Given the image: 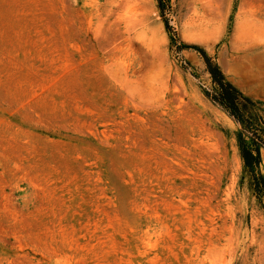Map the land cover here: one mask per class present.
<instances>
[{"label":"rangeland","instance_id":"obj_1","mask_svg":"<svg viewBox=\"0 0 264 264\" xmlns=\"http://www.w3.org/2000/svg\"><path fill=\"white\" fill-rule=\"evenodd\" d=\"M240 132L264 177V0H0V264H264Z\"/></svg>","mask_w":264,"mask_h":264},{"label":"trees","instance_id":"obj_2","mask_svg":"<svg viewBox=\"0 0 264 264\" xmlns=\"http://www.w3.org/2000/svg\"><path fill=\"white\" fill-rule=\"evenodd\" d=\"M191 47L198 49L202 53L208 65V70L210 71L216 85V93L213 95V99L222 105L237 121L246 125L248 119H250V117L247 116V113L250 111L249 109L253 104V100L227 80L221 68L211 61L210 57L207 56L202 48H199L198 46ZM239 146L245 167L250 170L253 179L257 183H260L259 185L264 189V177L262 175L258 176L255 172L256 168L262 162L260 145L256 144L254 140L251 143L248 142L244 137V134L240 132Z\"/></svg>","mask_w":264,"mask_h":264}]
</instances>
